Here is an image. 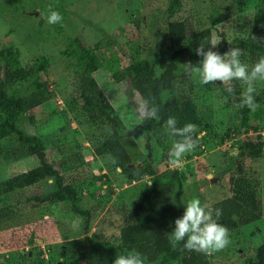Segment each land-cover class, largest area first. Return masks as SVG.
<instances>
[{
	"label": "rangeland",
	"instance_id": "obj_1",
	"mask_svg": "<svg viewBox=\"0 0 264 264\" xmlns=\"http://www.w3.org/2000/svg\"><path fill=\"white\" fill-rule=\"evenodd\" d=\"M60 1L65 8L62 19L59 24H49L44 11L55 0H0V50L12 44L19 50L24 66L33 64L38 56H49L43 78L50 82L52 97L32 110V121L23 117L21 126L27 133L44 138L48 160L56 164L66 182L77 186L83 197L82 207L89 211V216L76 213L66 203L38 204L29 200L50 191L52 180L28 187L19 195H8L7 202L16 214L0 224V264H111L114 259L110 255L87 252V237L98 235L111 242L122 241L121 232L130 221L135 202L151 187L169 216L177 213L179 203L192 198H199L202 204L212 208L231 195L229 173L223 172L230 159L239 153L238 141L264 139V117L258 114H264V102L252 109L249 130L241 128V101L247 83L233 79L229 98L224 83L202 84L197 69L186 67L194 82V90L186 93L190 92L197 104L199 122L191 133L196 135L191 137L194 148L183 154L178 165L171 164L168 153L174 141L166 129L152 134L145 120L138 119L140 105L145 101L149 105L151 101L137 88L136 67L126 66L123 60L121 65L125 67L121 71L110 74L102 67L94 76L126 125L123 140L129 164L147 158L156 170L154 176L128 180L120 173L122 158L97 156L90 140L93 127L82 112H72L65 103V98L77 96V76L75 60L61 51L70 39L79 36L89 46L102 40L107 52L126 49L136 39L143 56L158 49L168 55L171 50L166 31L170 18L164 12L169 0ZM263 10L264 0H183L181 13L185 18H193L198 30L212 26L210 16L223 14L224 22L216 28L225 32L229 42H234L247 41L252 30L251 14ZM100 29L111 34L114 41L105 38ZM212 32L217 43V31ZM243 44L236 42L232 47L241 49L240 60L251 67L259 58L246 51ZM184 70L180 67L181 73ZM252 83L257 93L264 91V80ZM61 107L68 112L54 115ZM4 134L0 128V137ZM79 155L83 156V163ZM36 165L33 156L0 159V181ZM249 165L260 174L262 217L248 225L228 229L229 244L223 249L208 251L212 264H247L264 243V153L257 161H247ZM172 169L189 175L179 187L167 184L161 177L164 171ZM209 174L220 178L202 186L200 180Z\"/></svg>",
	"mask_w": 264,
	"mask_h": 264
},
{
	"label": "trees",
	"instance_id": "obj_2",
	"mask_svg": "<svg viewBox=\"0 0 264 264\" xmlns=\"http://www.w3.org/2000/svg\"><path fill=\"white\" fill-rule=\"evenodd\" d=\"M182 9L183 0H169L164 12L170 18L166 31L171 50L168 55L158 49L143 56L136 39L126 49L121 47L120 51L107 52L102 40L89 46L79 36L70 39L66 48L61 51L62 55L75 60L77 76V96L72 95L70 100L65 98V103L72 112H82L93 127L90 140L93 142L95 154L122 158L120 173L130 181L141 179L145 175L154 176L156 170L147 158H142L136 164H129L130 158L123 140L126 125L101 90L94 76L97 70L106 67L110 74H115L125 67L121 65L123 60L126 61V66L136 67L138 76L134 81L137 88L150 99L148 107L154 106L157 109L156 118L144 119L145 126L149 132L157 135L160 129H166L165 122L169 116L176 118L177 127L180 128L188 123L195 125L199 122L197 104L190 92L186 93L194 90L191 73L186 67H200L202 56L197 55L196 49L201 44L205 50L213 47V50L224 53L233 48L234 43L244 42V49L253 57H264V10L251 14L252 30L247 41L229 42L225 32L216 28L224 22L223 14L210 16L212 26L198 30L195 28L194 19L185 18L181 13ZM52 10L59 11L60 15L65 12L60 0H55L44 12L48 15ZM214 29L219 41L212 46ZM100 31L105 34V38L114 41L111 34L103 29ZM19 55V50L12 44L0 50V128L5 131L0 137V159L13 160L33 156L37 165L0 181V224L13 219L16 214L15 208L7 202L8 195H19L24 189L49 180L53 181L51 190L32 196L29 200L38 204L66 203L76 213L89 216V211L82 207L83 197L77 186L66 182L56 164L48 160L44 138L39 134L27 133L21 126L23 117L32 121V110L52 97L50 82L43 78L49 56H38L33 64L24 66ZM182 66L185 69L183 73L180 72ZM224 91L231 98L226 88ZM253 95L255 104L264 102L263 90L260 93L255 91ZM252 109L247 105L242 106L241 128L249 130ZM67 112L61 107L53 114ZM258 114L264 117L263 113ZM252 129L258 131L259 128ZM167 131L169 133L170 130ZM226 135L230 136L229 133ZM195 136L191 135L193 138ZM170 137L174 142L183 139L178 135ZM238 144L239 153L230 159L223 172L229 173L231 195L212 207L214 217L215 209L221 211L217 222L230 230L256 222L262 217L260 174L254 166H247V161H257L262 157L264 139L239 140ZM147 147L151 148L149 143ZM83 162L84 158L80 156V163ZM188 176L177 169L166 170L161 175L164 182L175 184L176 187L186 182ZM185 204L186 202L179 203L177 213L169 216L161 199L151 187L135 202L130 221L122 229V241L115 243L102 236H90L86 238L87 252H102L115 259L116 255L134 249L143 255L147 264H212L208 251L189 250L184 247L183 241L173 246L168 239L169 232L175 227V219L183 215ZM25 257L30 259L28 254ZM247 264H264V243L256 249V257L249 259Z\"/></svg>",
	"mask_w": 264,
	"mask_h": 264
},
{
	"label": "clouds",
	"instance_id": "obj_3",
	"mask_svg": "<svg viewBox=\"0 0 264 264\" xmlns=\"http://www.w3.org/2000/svg\"><path fill=\"white\" fill-rule=\"evenodd\" d=\"M47 23L54 24L62 19L58 11L52 10L45 17ZM212 46L216 41L211 42ZM197 55L202 56L200 67L196 70L199 73L202 84L209 82L221 81L226 85V91L232 92L233 87L229 86L233 79L248 84L246 92L241 101L242 105L255 108L254 101L255 88L253 81L264 80V57H261L251 67L240 60L241 49L231 48L229 51L220 53L208 47L205 50L203 44L196 49ZM157 109L148 107L145 101L140 105L138 119L143 121L146 118H156ZM165 127L170 135L183 137L173 143L169 150V160L173 165H178L184 153L194 148V142L191 139V133L194 125L186 124L184 127H177V120L174 116H169L165 122ZM221 215L220 209H215V218L213 209L208 204H202L199 198L188 200L184 206L182 216L175 219L174 229L169 232L168 239L175 246L178 242L183 241L184 247L189 250L209 251L220 250L225 248L229 240L228 228L218 223ZM113 264H145L143 255L137 250H129L126 253L116 255Z\"/></svg>",
	"mask_w": 264,
	"mask_h": 264
},
{
	"label": "water",
	"instance_id": "obj_4",
	"mask_svg": "<svg viewBox=\"0 0 264 264\" xmlns=\"http://www.w3.org/2000/svg\"><path fill=\"white\" fill-rule=\"evenodd\" d=\"M210 178H212L211 181L209 180ZM219 178H220V175L219 176H215L213 178V175L209 174L207 178H204V179L200 180V184L203 186L205 184H209L210 182H216V181H218Z\"/></svg>",
	"mask_w": 264,
	"mask_h": 264
}]
</instances>
